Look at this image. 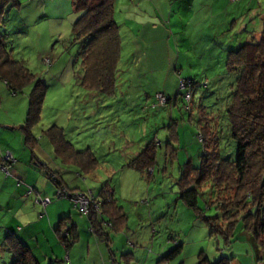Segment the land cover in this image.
I'll return each instance as SVG.
<instances>
[{
  "label": "rangeland",
  "instance_id": "obj_1",
  "mask_svg": "<svg viewBox=\"0 0 264 264\" xmlns=\"http://www.w3.org/2000/svg\"><path fill=\"white\" fill-rule=\"evenodd\" d=\"M17 2L19 5L8 8L7 21L0 29L2 33L8 34L9 55L13 60L24 62L33 73L45 79L49 86L43 100L41 118L33 128L37 137L34 148L25 144L26 136L22 129L27 119L34 83L22 87L16 93L9 90L6 94L0 93V118L8 125L4 138L8 141L6 149L2 148L3 145L0 148L4 158L14 159L13 155L18 153L15 157L27 162L35 154L41 157L43 162L48 161L50 164L61 166L62 161L56 156L55 148L44 130L53 125L62 127L67 139L72 141L76 148L86 147L83 143L84 137L90 134L87 140L90 139L94 145L92 147L99 154L101 164L93 177L87 174L76 176V183L89 195H92V189L98 191L103 177L111 181L112 185L115 184L116 195L122 199L121 206L128 214V228L124 232L113 231L111 235L112 248L116 251L118 259H122V255L129 252L127 248H130L132 251L137 249L136 257L129 261L130 264H146L145 259H142L148 258L145 257L146 251L151 254L148 264H168L158 256L161 255V249H166L167 253L180 241L183 243V251L170 262L171 264L183 262L198 264L202 253L210 262L226 256L233 257L235 264H264V258L258 260L242 222L238 223L234 242L227 246L221 238L213 237L205 221L179 198L176 179L180 175L181 166L190 158L194 159L197 156L198 147L200 151L203 150V145L197 138L196 125L189 121L187 114L182 116L177 110L175 113V118L184 117L178 127H175L178 130V140H171L178 148L175 158L170 157L171 151L168 149L170 117L167 114V124H161L162 120L159 118L160 125L155 126L160 127L156 135L162 147H159L157 163L151 175L144 177L134 169L122 170L123 154L132 147L134 151L138 150V145H143L153 123L156 124L157 119L154 115L160 110L149 109L150 111L146 113L142 107L144 103L151 101V98H147L149 92L157 93L158 90L167 89L173 95L187 94L188 87H181V79L189 77L200 81L206 77H220L222 79L211 84L205 92L196 89V97L199 99L202 95V100L208 108L213 109L217 106L215 108L217 112L223 108L222 104L230 83L227 81L229 77L226 75L225 65L221 62L225 61L224 56L216 51L211 59L199 56L192 48L198 44H194L191 39V35L197 30L190 26L193 25L191 20L194 19L195 12L205 4H212L213 0H116L115 18L120 26L122 38L119 65V86L122 90L112 102L98 92L87 91L80 84L81 57L78 54V45L72 44L73 24L78 20L80 12L74 10L72 0H17ZM260 2L264 5V0ZM232 5L233 8L236 7V4H230ZM255 6L259 7L258 3ZM214 11V14H217L218 7H215ZM148 22H151V25ZM247 25L251 29L254 25L253 20H248ZM152 34H155L159 41L150 44L149 36ZM208 67L216 68L215 71H207ZM0 82L5 81L0 79ZM129 84L133 88H130L132 91L127 97ZM124 109H128V112H124ZM137 110H140L141 114H138ZM132 119H137L135 124L129 122ZM123 120H126V123ZM86 126L90 128L86 129ZM221 127L224 136L222 143L230 152L236 143L226 136V123L221 122ZM127 140L136 143L130 146ZM10 146L12 150H9ZM19 152L25 154L21 155ZM104 153L107 154L103 156ZM2 168H8V164L2 165ZM76 172L74 169L73 174L76 175ZM4 173L10 174L8 171ZM63 176L70 181L69 173ZM3 186L0 184V189L1 187L3 189ZM49 189L51 197L48 198H53V204L64 203L68 212L73 210L77 212L76 218L82 230L83 222L80 218L85 221L88 216L81 213L80 208L75 207L74 201L73 203L66 197L55 196L53 186H49ZM37 194H34V204L45 208L43 204L36 202ZM0 195L4 197L7 193L0 191ZM213 198L212 190L204 185L199 198L200 206L205 207L210 199L211 202L214 200ZM29 204L31 205L30 202ZM214 212L213 209L207 210L208 215ZM10 215L5 211L0 212L3 221ZM22 215L23 213L20 216ZM40 221L36 219L34 226L46 235L40 240L49 246L46 252L49 249L51 255L55 249L54 251L58 253V247L54 242L58 233L54 231L56 227L51 230L52 232L47 229L48 217ZM85 223L88 231L89 221ZM49 239L53 241L51 246L48 244ZM142 250L144 255L139 253ZM106 251L109 255L107 246ZM99 252L102 258V252ZM2 258L0 264L5 263ZM61 259L62 261L47 259L43 264L70 263L64 254ZM94 260L97 261L98 258L93 247L88 264H92ZM126 263L125 261L124 264ZM72 264H80V260L73 261Z\"/></svg>",
  "mask_w": 264,
  "mask_h": 264
},
{
  "label": "trees",
  "instance_id": "obj_2",
  "mask_svg": "<svg viewBox=\"0 0 264 264\" xmlns=\"http://www.w3.org/2000/svg\"><path fill=\"white\" fill-rule=\"evenodd\" d=\"M256 2L259 7L255 6ZM233 3L236 4L237 13H232L220 31L222 34H229L226 37L229 41L226 38L225 41L220 40V36L217 35L209 37L206 32H202L201 23L196 25L197 30L191 35L194 44L201 45L199 56L205 55L211 59L215 51L224 56L225 61L221 62L225 65L227 70L225 74L229 77L227 81L230 83L222 104L223 108L217 112L215 111L217 106L213 109L208 108L202 100V95L199 99L196 97V89L205 92L211 84L222 79L220 77L211 76L200 81L189 77L181 79V87L182 84H184L182 88L188 87L187 94L173 95L167 89L158 90L157 93L149 92L147 98H151V101L144 103L142 107L146 113L150 111L149 109L160 110L154 115L157 119L156 124L153 123L143 145H138V150L134 151L132 147L123 154L122 170L134 169L144 177L151 175L157 163L159 147H162L156 135L160 127L155 126L160 125L159 118L162 120L161 124L166 125L167 114L170 117L168 149L171 151L170 157L175 158L178 148L171 140H178V130L175 127L184 119L182 116L187 114L189 121L196 125L197 138L199 142L201 141L203 150L199 151L195 162L190 158L181 166L180 175L176 179L179 198L205 221L210 234L221 238L227 246L234 242L238 223L242 222L258 260H261L264 258V5L260 0H230V4ZM17 4L19 5L17 0H0V29L7 21L8 8ZM72 5L75 11L80 12L78 20L73 24L72 40V44L78 45V54L81 57L80 84L87 91L98 92L112 102L122 90L119 86L122 38L120 26L115 18V0H72ZM208 19L210 26L218 18L215 16ZM248 20H253L254 25L251 29L247 25ZM191 27L194 28L195 25ZM7 38L8 34L0 30V79L6 82L12 93L34 83L27 119L22 126L26 136L25 144L34 148L37 137L33 128L41 118L43 100L49 85L45 79L33 73L24 62L10 57L8 52L10 42ZM214 68L208 67L207 71H215ZM131 87L129 84L127 97L132 91ZM160 96L166 101L161 103ZM176 110L180 111L181 118H175ZM123 111L128 112V109ZM137 112L141 114L140 110ZM136 120L132 119L129 122L135 124ZM123 122L126 123V120ZM221 122L226 123L225 134L228 139L236 143L230 152L222 143L224 136ZM44 132L52 142L57 157L63 164L75 166L79 175H90L100 166L99 154L93 151L90 145L83 150L76 149L67 139L62 127L53 125ZM127 143L132 146L136 142L127 140ZM12 159L6 160L4 153L1 152L0 166L8 164ZM45 173L57 188L55 196L66 197L72 202L78 195L89 198L88 211L84 212L81 209L80 211L88 216L91 232L106 242L113 264H124L125 261L126 264H130V260L135 258L133 251L123 254L122 259H118L115 250L111 249L113 231L124 232L128 228V214L118 203L115 184L112 185L111 181L103 177L98 191L92 190V195H89L83 190L78 192L69 188L60 173L50 170ZM204 185L212 190L214 200L211 202L210 199L205 207H201L199 198ZM27 189L28 193L34 190L28 186ZM60 191L62 194L59 196ZM37 195L42 198L48 197ZM52 200L53 198H50V203ZM75 207L79 208L76 204ZM211 209L215 212L208 215L207 210ZM60 223L57 228L60 240L67 249H70L79 238L77 226L69 223L66 218ZM2 248L1 250L10 253V264H41L30 247L13 232L6 236ZM182 251L183 243L178 241L174 248L159 258L162 257L163 262L170 264ZM198 264L235 263L233 257L226 256L210 262L202 253Z\"/></svg>",
  "mask_w": 264,
  "mask_h": 264
},
{
  "label": "crops",
  "instance_id": "obj_3",
  "mask_svg": "<svg viewBox=\"0 0 264 264\" xmlns=\"http://www.w3.org/2000/svg\"><path fill=\"white\" fill-rule=\"evenodd\" d=\"M208 1H210V0H208ZM223 2H224V4H223ZM115 3H116V0H115ZM220 3H222V4H220ZM215 7H218V13L217 14H214V12H215L214 8ZM185 10H187V7ZM195 13L196 14L194 15V19L191 20L193 22V25H195L194 29H196V25L201 23L200 26L202 27L203 33L206 32V35H208L209 37H212V38L215 35L220 36L219 37L220 40L222 39L225 41L224 38L228 37L229 34H222V33H220V31L222 30V27H223L225 21H227L231 17L232 13H237V10L235 8H233V5L230 6V0H223V1H220V0L214 1L213 0L212 4H205L199 10H197ZM215 15L217 16L218 19L217 20L215 19L216 22H213L212 25L209 26V19L207 17L209 16L210 19H213V17H215ZM206 20H208V23H206ZM202 22H205V23L203 24ZM148 24L151 25V22H148ZM193 25H190V26H193ZM207 29H208V31H206ZM166 33H167V30H166ZM149 37H150L149 38L150 44L153 42L159 41L158 38H155V34H152ZM165 37H168V36H165ZM185 38H187V37L185 36ZM189 39H190V37H189ZM196 40H197V38H196ZM227 41H229V38L227 39ZM200 46H201L200 43L198 44V46H193L192 47L193 51L200 53V51L202 50ZM203 49H205V47ZM4 83L0 82V93L2 95L6 94L9 90L6 82H4ZM6 123L7 122L4 119L0 118V148L3 145L2 148H4V149H6L5 145L8 142L4 139L6 136V132H7L6 128H8L7 127L8 125H6ZM1 127H3V129ZM89 128H90L89 126H86V129H89ZM88 137H89V134H87L84 137L83 143L85 144L86 147L82 146V147H79L76 149L83 150L85 148H88L87 146L90 145V148L94 151V149L92 147L94 145L92 144L90 139L87 140ZM9 150H12L11 146L9 147ZM199 151H200V148L198 147L197 156L194 157V159H192L194 162L198 159ZM25 152H22V153L25 154ZM22 153L19 152V154H21V155H22ZM188 153H190V152H188ZM17 154L18 153L14 154L13 155L14 159H12V161L8 163V172L10 173L9 175H7V174L5 175V173H4L5 170L0 166V184L4 185L3 189L1 187L0 191H2V192L4 191L5 193H7V195L4 197H2L0 195V212L5 211L7 214H11L10 217L5 218L4 221L2 220V218H0V228H1L0 229V255H3V256H0V259L3 257L2 259L5 260L4 264H10V253L8 251L1 250L2 246L4 244V241H5V238L10 232L15 233V235L22 242H24L25 244H27L30 247L34 256L38 259V261L41 264H43L44 263L43 261H45L47 259H49L50 261H53V259H57L58 261H60V260L62 261V259H61L62 254H64V256L68 257V261H70L69 264H72L73 261L77 262L79 260H80V264H88V259L90 258V254H91L93 247L96 251V257L98 258V260L97 261L94 260V262L92 264H109L110 261H111L110 264H113L112 260H111V252L109 251V255H108V253L106 251V246H107L106 242L99 239L95 234H93L91 232L90 228L88 229V231H86L85 221L88 223L87 217H86L87 219H85V221L82 220V218H80L81 222H83V225H82L83 227L81 230V228H80L81 224L79 221H77V218H76V217H78L76 215L77 212L75 210L68 212L66 204H64V203L63 204H59V203L53 204V202H51L49 205H47L45 208H43L41 206L38 207L33 202V198L35 196L34 195L35 193L36 194L39 193L40 195L51 197V193H50L51 189H49V186H53L54 187L53 192L54 193L56 192L55 185L50 181V179L48 178V176L45 173L47 170L60 173V176L62 177L64 183L69 188H71L72 190H76L78 192L82 191V189H80L82 187H79L80 185L78 183H76V180H77L76 176L79 175L78 172H76V175L73 174V170L75 169L77 171V168L75 166H70V165L68 166V165H65L63 163H61V166H59L56 164H50V162H48V161L43 162L41 160V157H37L35 154L33 155V158H31L29 161L24 162V159L22 160L20 157L19 158L15 157V156H17ZM24 154H23V156H24ZM56 156H55V158H56ZM42 165H47V167H44ZM98 169H99V167H98ZM124 170H126V169H123V171ZM95 172L90 174V175L93 177L95 175ZM65 173L70 174V177H69L70 181H68L67 179L64 178L63 175ZM90 175H88V176H90ZM25 183L33 186L34 190L32 192L28 193L27 192V186L28 185H25ZM92 190H94V189H92ZM115 196L117 197L116 193H115ZM7 198H8V200H7ZM117 198H118V203L120 205H122V202L120 201L122 199H120V197H117ZM30 200H32V202ZM29 202L31 203V205H34V207H37V208H33L29 204ZM40 212H41V214H39ZM22 213H23V215L20 216ZM78 215H79V217L81 216V214H78ZM18 216H20V217L18 218ZM46 217H48L49 223L47 225V229L49 231H51L54 227H56L54 230L56 232L57 228L60 226V225H58V223L61 224L60 221L64 218H66L69 223L76 225L78 232H79V238H78L77 243L72 245L70 249L64 248L65 246L60 240L59 233H56V236H55L56 241H54V242L56 244V247H58V253H56L54 251L55 249L53 248L54 250L52 251V254L49 255L50 254L49 249H48L49 253L46 252V250L49 246H47L46 243H43V241H42V243H43L42 244L40 241L42 239L43 235H45V233H41L43 231L40 229H37L34 226V224H36V219H40L42 221V220H45ZM88 226H89V223H88ZM43 230H44V228H43ZM52 242L53 241H51L50 239L48 240V244H50V246H51ZM80 243H82V244L80 245ZM104 243L106 244V246H104ZM107 248H108V246H107ZM111 249H112V243H111ZM128 250L132 251L130 248H127V251ZM135 250H137V249H135ZM135 250L133 251L134 257H136V251ZM99 251L102 252V258L100 257ZM160 252H161L160 254L163 255V254H165L166 249H161ZM115 253H116V251H115ZM139 253H142V255L145 254L144 250L140 251ZM146 253L148 256L146 255L145 257H148V258L147 259L142 258V259H145L146 264H148L151 260V254H148L147 251H146ZM158 256H160V255H158ZM116 257H117V255H116ZM68 261L66 260V262H68Z\"/></svg>",
  "mask_w": 264,
  "mask_h": 264
},
{
  "label": "built area",
  "instance_id": "obj_4",
  "mask_svg": "<svg viewBox=\"0 0 264 264\" xmlns=\"http://www.w3.org/2000/svg\"><path fill=\"white\" fill-rule=\"evenodd\" d=\"M184 86V84H182V87ZM189 98V95L187 96ZM160 98V102L163 103L165 102V98H163L162 96L159 97ZM8 158H10V156H7ZM12 158V157H11ZM6 159V158H5ZM8 160V159H6ZM11 160V159H10ZM6 172L8 171V168H3ZM32 192V190L29 191V193ZM62 194V192H59V196ZM74 202L76 205L79 206V208L86 212L88 211V207H89V198L86 197L85 195H78L76 197L73 198ZM36 202L41 203L44 205V207L47 206L48 203H50V198L46 197V198H42V197H37L36 198Z\"/></svg>",
  "mask_w": 264,
  "mask_h": 264
}]
</instances>
